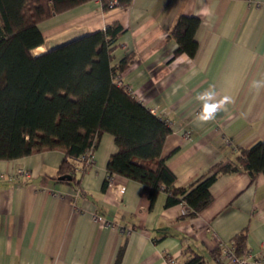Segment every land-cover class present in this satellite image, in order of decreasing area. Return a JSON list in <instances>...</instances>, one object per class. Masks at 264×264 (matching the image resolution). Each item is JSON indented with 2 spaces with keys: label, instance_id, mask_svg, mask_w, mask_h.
<instances>
[{
  "label": "crops",
  "instance_id": "crops-1",
  "mask_svg": "<svg viewBox=\"0 0 264 264\" xmlns=\"http://www.w3.org/2000/svg\"><path fill=\"white\" fill-rule=\"evenodd\" d=\"M181 15L200 21L197 50L171 60L176 43L167 36ZM112 23L124 32L111 66L133 58L119 84L170 125L162 157L176 187L264 139V0H124L107 10L91 0L42 22L35 55ZM116 151L103 134L79 185L59 180V150L0 160V264H182L186 247L205 264H230L219 243L230 247L241 231L249 263L264 264V175L251 183L245 171L219 174L211 202L188 218L183 204L167 205L165 191L151 202L125 177L103 189Z\"/></svg>",
  "mask_w": 264,
  "mask_h": 264
},
{
  "label": "trees",
  "instance_id": "trees-1",
  "mask_svg": "<svg viewBox=\"0 0 264 264\" xmlns=\"http://www.w3.org/2000/svg\"><path fill=\"white\" fill-rule=\"evenodd\" d=\"M89 1L0 0V160L59 150L64 157L58 175H68L79 185L77 178L91 166L81 162V156L94 152L101 136L110 134L117 151L107 163L103 189L113 176L125 177L143 185L151 202L165 191L167 205L183 204L188 218L211 202L210 186L219 174L245 171L251 183L264 175L261 139L186 187L174 185L175 175L162 157L169 123L118 84L121 72L133 62L132 55L111 66L124 32L119 23L35 55L44 45L39 25ZM108 2L102 0L103 10L109 9ZM123 2L118 0V6ZM199 22L195 16L177 18L167 36L176 43L171 60L181 54L195 56ZM246 240V231L234 237L230 248L235 255H247ZM182 256V264H205L190 248Z\"/></svg>",
  "mask_w": 264,
  "mask_h": 264
},
{
  "label": "built area",
  "instance_id": "built-area-1",
  "mask_svg": "<svg viewBox=\"0 0 264 264\" xmlns=\"http://www.w3.org/2000/svg\"><path fill=\"white\" fill-rule=\"evenodd\" d=\"M95 1L99 2L102 5V0H95ZM116 6H118V0H109L108 2L109 9L114 8ZM126 90L131 93V91L128 88ZM80 161L86 165H92L93 164V152L88 151L86 154L82 155L80 158ZM186 212H187V209H185V213ZM93 218L96 222L101 223V225L112 227L111 222L106 221L102 217L95 216ZM219 247L221 248L220 259L226 260L230 264H250L247 259V255H244V256L235 255L233 251L231 250V248L226 247L222 242L219 243ZM167 264H178V262L172 258L167 257Z\"/></svg>",
  "mask_w": 264,
  "mask_h": 264
},
{
  "label": "clouds",
  "instance_id": "clouds-1",
  "mask_svg": "<svg viewBox=\"0 0 264 264\" xmlns=\"http://www.w3.org/2000/svg\"><path fill=\"white\" fill-rule=\"evenodd\" d=\"M213 110H214V107L211 106V105H209L206 109H204L206 115H204L202 117V119H208V118H210V116L208 114H211L213 112Z\"/></svg>",
  "mask_w": 264,
  "mask_h": 264
},
{
  "label": "water",
  "instance_id": "water-1",
  "mask_svg": "<svg viewBox=\"0 0 264 264\" xmlns=\"http://www.w3.org/2000/svg\"><path fill=\"white\" fill-rule=\"evenodd\" d=\"M59 180H67V181H70V180H71V177L68 176V175L60 176V177H59Z\"/></svg>",
  "mask_w": 264,
  "mask_h": 264
},
{
  "label": "rangeland",
  "instance_id": "rangeland-1",
  "mask_svg": "<svg viewBox=\"0 0 264 264\" xmlns=\"http://www.w3.org/2000/svg\"><path fill=\"white\" fill-rule=\"evenodd\" d=\"M34 53H39V52H37V51H34Z\"/></svg>",
  "mask_w": 264,
  "mask_h": 264
},
{
  "label": "bare ground",
  "instance_id": "bare-ground-1",
  "mask_svg": "<svg viewBox=\"0 0 264 264\" xmlns=\"http://www.w3.org/2000/svg\"><path fill=\"white\" fill-rule=\"evenodd\" d=\"M35 51L39 52L38 50H35Z\"/></svg>",
  "mask_w": 264,
  "mask_h": 264
}]
</instances>
